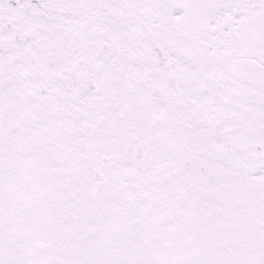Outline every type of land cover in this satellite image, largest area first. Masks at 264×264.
Segmentation results:
<instances>
[{
	"label": "snow or ice",
	"instance_id": "snow-or-ice-1",
	"mask_svg": "<svg viewBox=\"0 0 264 264\" xmlns=\"http://www.w3.org/2000/svg\"><path fill=\"white\" fill-rule=\"evenodd\" d=\"M0 264H264V0H0Z\"/></svg>",
	"mask_w": 264,
	"mask_h": 264
}]
</instances>
